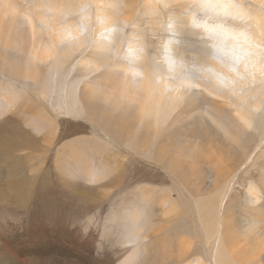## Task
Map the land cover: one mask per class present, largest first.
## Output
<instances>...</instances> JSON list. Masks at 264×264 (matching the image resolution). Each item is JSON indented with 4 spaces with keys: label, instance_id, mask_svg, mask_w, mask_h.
<instances>
[{
    "label": "rangeland",
    "instance_id": "obj_1",
    "mask_svg": "<svg viewBox=\"0 0 264 264\" xmlns=\"http://www.w3.org/2000/svg\"><path fill=\"white\" fill-rule=\"evenodd\" d=\"M34 1L16 0L17 11L4 18V24L9 22L11 29L5 32L4 25L5 34L0 33V108L5 104L2 97L6 94L13 101L7 111L9 115L22 111L17 116L23 118L26 116L23 109L24 113L29 111L26 128L38 141V147L22 154L33 156L31 176L40 178L44 171L53 170L59 189L48 202L32 198L12 220L15 237L23 233L25 236L14 250L15 264L31 257L26 255L33 251L30 238L39 236L47 237L38 242L37 249L53 252L47 255L44 264H215L214 261H220L219 252L240 260L234 264H264V225L258 222L264 216L257 215L256 205L248 201L249 190L262 180L257 168L264 157V108L242 107L254 116L249 131L258 137L237 146L240 152L237 163L230 158L229 151L223 154L227 156L225 164L241 166L222 176L216 194L211 182L214 177L209 174L206 178L199 171L164 172L158 169L162 162L182 164L166 144L160 151L166 149L172 155L161 162L157 157L171 120L165 126L154 115L142 120L139 102H131L118 82L133 73L126 47L133 31L143 34L138 40L144 39V61L161 67L159 58L167 25H154L149 15H142L146 7L141 2L129 23L120 20L122 4L117 8L106 5L105 10L119 19L115 24L118 40L108 42L111 45L108 51L100 44L104 38L95 37L97 6L87 0L86 8L66 16L68 20H78L87 10L92 18L82 34L87 40L85 45L69 53L70 42L53 46L47 35L49 28L31 16L29 9ZM69 1L78 6L81 0ZM167 2H158L161 15ZM2 3L5 4L4 0L0 6H4ZM48 15L55 16L51 11ZM28 17L37 23L40 36L33 37ZM177 26L185 27L192 39H188L189 45L187 36H180L179 46L188 51L192 47L199 50V42L204 45L188 26L182 23ZM37 41L42 43L32 45ZM95 51L109 52L110 61L105 66L95 63L91 55ZM44 52L51 56L46 57ZM186 55L191 61L192 55ZM5 119L0 116V125ZM183 157L189 163L198 160ZM6 167L1 161L0 168ZM115 180L121 181L114 183ZM208 206L216 207L212 214L208 213ZM19 248H26L27 252ZM30 264H36V259H31Z\"/></svg>",
    "mask_w": 264,
    "mask_h": 264
},
{
    "label": "bare ground",
    "instance_id": "obj_2",
    "mask_svg": "<svg viewBox=\"0 0 264 264\" xmlns=\"http://www.w3.org/2000/svg\"><path fill=\"white\" fill-rule=\"evenodd\" d=\"M35 1L32 3L29 12H32L31 16L34 15L38 23H43L47 29L49 28L50 31L49 33L47 32L48 34H46L49 36V40L53 44V46L58 47V45H61L65 42H70L67 47L69 48L68 52L74 53L85 45V41L87 40H85L86 37H83L82 34L83 32H85L89 21L92 19L91 12L87 10L84 11L78 20H68L66 19V16L70 12L76 13L78 12V10L82 11V9L86 8L88 6V3L86 2L87 0L78 1V6L71 5V3H68L71 2L69 0L68 2L66 0H39V2L38 0ZM91 1L94 5L97 6L98 12L95 17L98 26V29H96L95 31V37L104 38L102 39L103 42L101 41L100 44L103 45L106 49L111 46L108 42L118 40L116 31L109 32L108 29H117L115 24L117 21H119L116 14L110 11L107 12L105 10L106 5L117 8L118 5L122 4L124 11L121 10L123 11V17L120 18V20L124 23H129L132 19H134L135 13L137 12L136 8L141 2V4H143V7H146L145 9H142V15H149L152 19L151 22L154 25H167L171 16L174 19L180 17L176 19V22L178 24L182 23L183 26H188L187 18L182 17L181 14L187 7L189 0ZM161 1H164L165 4L168 1V5L164 6L165 13L162 15L160 6L158 5V2ZM4 2L5 4L2 3L4 6L1 5L2 15L0 16V33L1 31L4 32V25H6L7 28L5 32L10 28L9 22H6V24H4V18L7 16V14L11 11L12 14H14V10L17 11L16 0H4ZM219 2L225 5H230L231 7L228 8V12L233 13L234 15L217 16L215 17L213 22H220L235 28L246 27L254 34L257 39L264 40V0H219ZM100 5L102 6V8L99 7ZM49 11L53 12L55 16H49ZM10 14L11 13H9V15ZM241 17H244V19H241ZM19 24V26L23 25H21V22ZM27 25L31 29L33 37H36L40 33L39 27H37L38 25L34 21L33 17H28ZM186 30L187 29L185 27L179 28V26H177V32L179 33V35L176 37V39L179 40L180 36L185 35L187 36V38L184 36L185 39H187L186 42L189 44L190 41L188 39H190L191 41L192 39L191 37H188L190 35V32ZM191 32L193 31L191 30ZM166 33L167 39L170 35L167 29ZM194 33L198 34L196 32ZM142 35V33L133 31L131 40L126 41L127 50L129 45H138L139 47L144 49V39L141 41L138 40L139 37L143 38ZM144 38H146V36H144ZM18 43L20 42L18 41ZM40 43L42 42L37 41L32 45L39 46ZM199 45V50H197V48L192 49V47L188 51L182 46H175L176 54L186 61V65L185 67L179 69L174 74V76L167 81V83L171 84V87H166L163 80H161L160 82H158L157 80L158 75H164L163 66L161 65L160 67L155 63H149L148 59V62H145L142 54L138 60H133L128 55V62L130 65L134 66V69H140L144 73L143 77H140L139 79L133 73H130V75L128 74V78L126 76L125 78H123L125 81L120 80L118 82V85H120V88L131 102H139L140 113L142 112L143 114L142 120H148L152 117L151 115H154L160 119L162 125L164 126L167 125L168 120H171L170 124H168V126L171 128H169V132H167L168 134L163 136V143H161L162 146L158 148L159 150L157 151V157L161 162L163 159L172 155V153H168L166 149L162 152L160 151L166 144V146L171 147V150L169 151H172L173 154L177 155L178 160L182 161V164L180 166H177L171 162H162L161 166L158 169L169 173L173 170H175L174 172H177V170H185V172L199 171L204 175L209 174L210 178L214 177L211 182L215 187L216 194V188L218 187V182L220 181L222 176L230 171H237V168L241 166L240 163L235 165L225 164L224 161L227 156L223 154L229 151L228 155L233 159L234 163H237V157L240 155L237 146L245 140L250 139L254 141L258 137L256 134H253L249 131L252 124L254 123V116L249 114L247 109H243L242 107L254 110L264 108V74H262V72H264V69H261L260 71L245 72L243 79L238 80L236 84L231 88L219 87L213 82L205 80L201 76V74L195 70L196 66L204 62V60L206 59L204 57V54L207 55V49L205 48V46H202L200 42ZM101 51H95L91 55L94 57L93 60H95V63L99 62L100 65L105 66V64L110 61V58L107 55L109 52H107L106 54L104 53L105 51ZM44 53L46 57L50 55L47 52ZM187 53H190L192 55L191 61L186 59L188 58L186 55ZM66 55H68L67 52ZM6 56L7 55H4V57ZM42 58L44 59V57ZM57 58L59 59V57ZM89 59L91 60V57ZM3 61H5V59ZM262 63H264V61H262ZM53 65L54 63L52 64V66ZM127 70L128 69H126V71ZM128 71L131 72V70ZM116 73H120V71ZM124 74H126V72H124ZM10 79L11 78H9V80ZM15 79L16 78H14V80ZM13 94L14 93H12V95ZM135 97H137V99H135ZM2 98V101H4L5 104L0 108V116L6 119L0 125V162L3 161L4 163H6L7 167L6 170H2L0 168V220L4 222V224L0 225V264H15L16 259L14 250L16 247H18V245L20 246L22 244L25 236L23 233L15 237L13 228L11 227L12 220L16 218L18 213H20L22 207H26L29 204L32 198H37L44 202H48L51 199L50 197L54 195V191L59 189V187L58 181L53 178V176L56 175L53 170L44 171L40 178L38 176H31L29 167H31V164L33 163V156L31 157V159L28 157V155H23L24 153L22 154L24 150L30 148L36 150L38 147V141L34 137H32L31 133L26 128L28 119H30L29 115H27L29 111L27 110L24 113L23 109L22 114L26 115L23 118H19V116H17V114H20V112L22 111H18L19 113H15L14 115L10 113L9 115V112L7 111L10 108V102H13L11 101L12 97L11 95L5 94V97L3 96ZM37 111L38 110H36V113H38ZM175 112L176 114H174ZM7 114L8 117L5 116ZM33 115L36 116L37 114ZM154 118L155 117H153V119ZM227 128L230 129L226 130ZM215 154L220 156L219 159L215 157ZM183 156H189V158L198 160L194 161L193 163H189L186 162ZM28 162H30V164ZM257 175L262 180L259 181L260 183H256L254 181L256 185H253L251 190H249L250 192L248 201L251 204L256 205L254 211L257 215L264 216V157L258 165ZM4 177L6 178L4 179ZM92 179H94V176L92 177ZM251 179H254L252 173ZM95 180L97 179H94V181ZM120 181L121 180H115L114 183H120ZM13 202L16 203V206L13 204ZM202 202H204V200H202ZM199 203L201 204L200 201ZM216 203H218V201H216ZM215 206H217V204ZM215 206H208V213H211L213 210H215ZM258 222L264 225V219ZM255 226L257 227L258 225L256 224ZM46 237H31L30 243H32L33 251L29 250L27 252L26 248H19L20 250L26 251V255H29L31 257L24 260H18L16 264H30V260L33 258L36 259V264H44L43 261L47 259V255H49L52 250L46 251V248L37 249V247L38 242L40 243L41 240H45ZM54 238L52 237V239ZM217 257L220 261H214L215 264H234L240 261L235 257L231 258L225 253L220 252Z\"/></svg>",
    "mask_w": 264,
    "mask_h": 264
},
{
    "label": "clouds",
    "instance_id": "obj_3",
    "mask_svg": "<svg viewBox=\"0 0 264 264\" xmlns=\"http://www.w3.org/2000/svg\"><path fill=\"white\" fill-rule=\"evenodd\" d=\"M230 5H225L219 0H189L187 7L181 14L188 20V27L199 34L204 42L207 55L204 62L196 66L195 70L208 81L222 88H231L245 72L260 71L264 69V40L257 39L246 27L235 28L220 22H213L215 17L221 15H234L228 12ZM180 17H177L178 19ZM176 19L170 16L167 24L169 37L164 41L159 63L163 66L164 75L157 76L158 82L167 83L174 74L185 67L186 61L178 56L175 46L180 43L176 37ZM244 19V17H241ZM109 32L117 31L116 28L108 29ZM128 55L133 60H138L144 49L129 45ZM133 74L143 77L140 69H134ZM264 74V72H262Z\"/></svg>",
    "mask_w": 264,
    "mask_h": 264
}]
</instances>
